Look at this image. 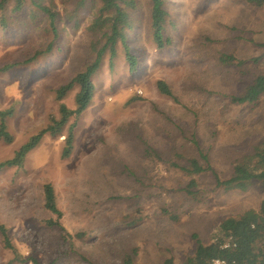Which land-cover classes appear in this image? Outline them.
<instances>
[{"label":"rangeland","instance_id":"obj_1","mask_svg":"<svg viewBox=\"0 0 264 264\" xmlns=\"http://www.w3.org/2000/svg\"><path fill=\"white\" fill-rule=\"evenodd\" d=\"M57 12L56 37L48 53L0 71V109L12 107L7 129L12 141L0 140V161L9 158L58 104L74 108L77 88L57 101L54 90L93 58L94 37L87 29L98 0H37ZM164 35L171 44L157 48L149 30L150 0H135L129 10L132 30L127 44L136 59L130 71L121 45L105 54L92 76L94 94L62 135L44 134L21 168L0 172V264H120L135 247L136 264H156L171 257L181 263L196 240L212 241L219 224L247 210H257L264 189L224 191L210 171L198 177L195 198L182 188L189 181L177 166L197 157V147L219 177L264 139V93L254 103H234L257 74H264V3L247 0H163ZM0 25V67L20 62L43 49L53 32L48 18L30 1L18 13L6 11ZM230 57V58H229ZM256 59V60H255ZM165 81L176 101L160 94ZM75 122L70 155L61 157L67 126ZM195 141L196 145L194 144ZM151 149L156 157L145 151ZM176 164V166H175ZM50 183L66 232H81L68 247L61 231L46 226L54 218L43 207L42 186ZM167 209L176 219L162 214ZM139 220L133 225L130 219Z\"/></svg>","mask_w":264,"mask_h":264},{"label":"trees","instance_id":"obj_2","mask_svg":"<svg viewBox=\"0 0 264 264\" xmlns=\"http://www.w3.org/2000/svg\"><path fill=\"white\" fill-rule=\"evenodd\" d=\"M27 1L37 8L48 18L50 30L53 32L52 38L43 49L36 50L33 54L20 61L4 64L0 71L7 70L19 63H28L35 60L38 56L48 53L56 37V27L54 21L57 18V12L46 4L37 0H0V25L5 27L7 23L6 11L10 9L11 13H18L24 7ZM89 0H77V5L85 6ZM99 6L96 9L94 17L87 26L94 39L90 44L93 52V58L78 70L66 83L58 86L54 90V96L57 101L62 98L74 87L77 91L74 95V108H68L63 102L58 104V117L50 115L44 127L33 134L26 142L21 144L9 158L0 161V172L7 168H21L23 166L27 153L40 142L44 134L51 136L62 135L63 128L67 125L70 118H77L90 104L94 85L92 76L100 67L105 54L109 58L116 55V46L119 43L122 47L124 58L126 59L130 71L134 70L136 59L130 52L127 44V34L132 30V21L129 10L135 7V0H98ZM255 5H262L264 0H247ZM167 11L163 0H150L149 9V30L151 39L157 48H163L171 44V38L164 35V24ZM264 54V41L259 45ZM230 58V57H229ZM256 60V59H255ZM157 91L176 101L170 86L163 80L158 79L155 82ZM264 93V74H257L242 90L241 93L233 95L230 100L234 103H254ZM13 113L12 107L0 109V140L5 143L12 141V135L7 129L6 120ZM75 122L67 126L64 135V146L61 150V157L66 158L70 155L73 142V128ZM196 145L195 141L193 140ZM197 157H191L187 160L186 166H177L178 169L187 177L189 181L182 188L185 195L195 198L197 195L198 177L207 171L213 175L214 183L224 191L228 190H246L250 185L257 182L264 189V139L255 144L251 151L244 154L232 166L231 172L227 177L221 178L212 171L208 163L207 155L198 149ZM149 157H156V153L151 149L145 151ZM176 166V164H175ZM43 207L49 211L54 218L44 220L46 226H54L60 229L61 238L68 247H72V238H81L82 233L76 232L70 234L65 231L59 219L62 214L56 204L55 193L50 183H44L42 186ZM162 214L170 219H176V215L171 214L167 209H162ZM139 219L134 218L127 221L133 225ZM233 235L236 241L234 248H221L222 239L228 235ZM0 235L4 248H13L10 244L7 227L0 222ZM196 246L191 255L184 258L181 263H175L171 257L164 258L156 264H208L213 258H225L228 262L234 261V264H264V198L260 201L257 210H247L237 217H228L219 224L218 233L213 236L209 243H202L196 240ZM137 249L135 247L126 251L120 264H136L135 256ZM15 260L22 261L17 255L8 260L6 264H12ZM33 264H40L36 259H31ZM89 264H94L90 262Z\"/></svg>","mask_w":264,"mask_h":264},{"label":"built area","instance_id":"obj_3","mask_svg":"<svg viewBox=\"0 0 264 264\" xmlns=\"http://www.w3.org/2000/svg\"><path fill=\"white\" fill-rule=\"evenodd\" d=\"M220 247L224 249L236 247V241L233 235L231 234L226 235L222 239L220 243ZM208 264H234V261L228 262L225 258H213L209 261Z\"/></svg>","mask_w":264,"mask_h":264}]
</instances>
